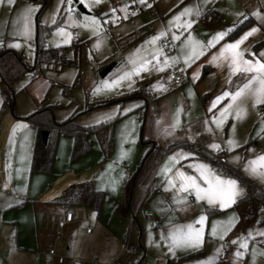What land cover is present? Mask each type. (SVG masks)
I'll return each instance as SVG.
<instances>
[{
    "label": "rangeland",
    "instance_id": "obj_1",
    "mask_svg": "<svg viewBox=\"0 0 264 264\" xmlns=\"http://www.w3.org/2000/svg\"><path fill=\"white\" fill-rule=\"evenodd\" d=\"M218 1V4L223 3V0ZM257 1L264 9V0ZM40 2V0L0 2V47L11 48L28 63H32L35 56V37L38 32L39 43L47 41L53 49L58 46L67 47L65 57L73 60L74 63L64 64L60 69H55L57 66L51 65L50 68L44 61H39L37 67L41 71V76L30 79V75L26 74L12 86L15 109L19 115L33 110L35 106L28 93L30 85L35 80L47 84V79H50L52 81L49 83L46 98L54 105L55 119L61 121L76 116V122L83 126L112 120V149L107 156H104L97 140L91 136L92 149L76 159H71L72 139L70 136L59 134L54 146L50 171L31 172L30 160L36 131L21 116L15 118L10 110L5 108L1 98L0 264H60L55 257L48 256L49 248H54L58 254L66 255V261L61 264H72V255L77 252L75 241L81 240L82 249L86 245L85 239L89 240L84 235L87 226L93 230L91 239L98 238L92 245L99 247L102 243L105 244L102 242L105 237L104 241L110 244L113 237L109 233L103 236L109 226L96 219L95 213L89 208L84 209L83 219L76 224V233L69 235L70 237H61L57 241L58 237L55 233L58 212L62 209V204L59 205L60 203L55 200L72 183L91 182L95 188L104 189L111 195V199L107 197L108 195L104 199V202H109L110 205L105 211L104 207L101 209L102 216L106 218L103 221H110L111 218L110 222L113 224L123 220L117 211H112L111 204L119 203L124 198L123 184L129 177H136L134 172L145 152V146L140 140L143 131L141 132L138 111L139 107L143 108V101L131 98L116 99L117 102L103 106L98 104L128 94L135 89L142 90L141 84L145 85L143 83L145 80H150L152 92L163 94L157 90L155 83L153 86L151 80L159 75L163 68L161 62L168 56L165 55L160 40L167 39L175 46L176 52L179 37H182L185 25L190 23L187 16L193 17L197 8L195 0H157L156 2L132 0L131 3L127 0H99V2L46 0L42 7ZM154 3L156 9L152 8ZM79 4L84 11L78 9ZM132 4H144L145 7L141 8V11H136L131 7ZM185 9L189 11L185 12ZM233 14L230 12L226 16L232 19ZM199 21L200 15L192 19L190 26ZM220 21L227 23L226 18ZM141 24H147L152 30V35L137 42L134 38L135 35L140 37V32L137 30ZM74 38H77V42ZM185 40L193 44L200 43L193 34ZM74 42L77 44V51L72 50L71 45ZM145 61H147L144 65L146 71H141L138 75L133 74L131 79L121 80L111 88L104 86L105 82L111 84L123 73L129 72L134 66L144 64ZM109 64L114 66L107 74L100 76L99 72ZM157 81L160 82L158 77ZM97 88L100 91H94ZM154 164L151 158L144 164L143 170L137 173V199L134 200V208L146 191ZM19 205L26 206L24 210L10 212ZM238 207L231 212L225 211L206 216L209 224L204 222L203 232L206 231L209 237L199 242L197 247L189 246L194 251L202 250V255L182 260L180 264H264V221L258 220V210H256L255 217L241 219L234 226L238 220V211L244 214L250 213L245 205ZM71 209L76 214L77 208L71 207ZM136 211L141 229L148 231L140 233L138 224L133 222L129 244H134L140 250L138 241L140 236V241L146 244L147 248L145 260L150 259L148 256H151L152 251L158 253L157 257L166 255L172 259L177 258L181 253L177 250L178 247L169 251L170 234L164 235L151 221L149 222L145 206ZM127 217L131 219L132 215L128 214ZM182 227V232L187 230L185 225ZM99 231L101 233L98 237ZM213 236H218L217 243L209 241ZM208 242H211L210 249L207 247ZM66 245L69 246L68 249ZM92 245L89 252L83 250L78 256L85 264L90 257H93L89 256V253L98 251ZM219 249L223 250L224 258L226 257L222 261L218 260L219 256L217 258ZM68 256L72 258H67ZM126 258L124 254L116 264L125 261ZM138 260H140L139 255L131 259L129 264H137ZM149 262L145 261L144 264H155Z\"/></svg>",
    "mask_w": 264,
    "mask_h": 264
},
{
    "label": "crops",
    "instance_id": "obj_2",
    "mask_svg": "<svg viewBox=\"0 0 264 264\" xmlns=\"http://www.w3.org/2000/svg\"><path fill=\"white\" fill-rule=\"evenodd\" d=\"M127 1L131 3L129 0ZM156 1L157 0H155V2ZM218 2V0H195L197 7L196 12L193 17L192 15L187 16L189 22L191 23L192 19L198 16L197 12H199L200 17L205 14L206 20L204 22H195L191 26L185 27L183 29L182 37H179L178 50L176 52L174 50V52L169 54L167 58H163V61L161 62V67L166 65V59L168 61L167 65L175 62L182 64L186 71L187 81L180 85L170 86L160 70L159 75L157 76L160 82L157 81V77L151 79L153 86L156 84L157 86L155 85V87L157 90L163 92V94L159 95L151 91L150 80H145L143 82L147 85L151 95L155 97V105L153 106L149 104L146 106L142 128L144 136L141 135V137L154 141V143L160 148V151L150 154L149 159L147 160L149 161L153 158L155 164L153 166L152 176L145 188L146 194L144 193L142 195L134 208V200L137 199L136 188L138 174L143 170V165L137 176L132 179L135 181L130 199L127 200L126 198L125 183L128 180L127 179L123 184L124 198H122L119 203L113 202L111 204L112 211H117L125 221L121 220L122 223L116 222L111 224V218H109L110 221H103V219L105 220L106 218L102 216L101 213L103 207L105 211L110 205L109 202H104L105 196L108 195L107 197L111 199V195L104 189H100L105 192V196L101 202L100 216L95 217L103 224L107 223V226H109L107 232H104L103 236L106 235V233H109L113 238H111L110 244L104 241L105 237L102 241L105 242V244L102 243L99 247L97 245L94 246L92 243L98 238L91 239L93 230L87 233L85 231L88 227L87 226L84 230V235L89 238V240L87 241L85 239L86 245L82 249L81 240H76L75 245H77V252L73 253L74 255H72V257L78 258L83 250L89 252L90 245H92V247L98 251H91L92 253H89V256L93 257H90V260L88 259L87 264H92L93 259L95 258H98L96 260L104 264H116L124 254H126L127 258L119 264H129L131 259H135L138 255L140 256V260L137 261V264H144L145 261H150L149 263L155 264H173V262L179 258L180 260L178 261V264H180L182 260L202 255V250L194 251V249H191L190 247H197L199 242L206 240V238L209 237V234H206V231L203 232L204 222L209 224V219L206 218L209 214H220L225 211L231 212L233 209L239 208L238 206L245 205L250 213L244 214L242 211H238V220L234 226H236L241 219L255 217L256 210H258V220L260 222L264 221V218H260V207L257 203L250 204L245 202L234 205L235 202L245 194L242 183L234 175L216 171L213 164L210 162L212 154H219L220 151L225 150L223 153V165L233 171L236 175L249 181L264 195V177L252 173L249 166V161L264 154V115L261 118H258V111L260 109L264 111V97H260V102L254 105L253 102L255 97L253 95V90L259 87L256 81L250 86L251 90H245V92L235 101L232 100L231 95L223 96L225 92L235 93L241 86L247 83L248 80H251L253 75H258L256 73L233 71L234 66H231V52L225 49V45L239 41L236 51L242 53L244 60L251 61L253 64L257 61L264 63V9L262 8V4L257 0H223L222 4H218ZM138 6L139 4L131 5L136 11H141ZM152 8L156 9L155 3ZM240 8L242 10H240ZM230 12L234 13L232 19H229L226 16ZM246 17L252 18L253 23L235 38L225 39V35L231 29L233 24L240 22ZM222 18H226L227 23H222L220 21ZM253 29H255V31H252ZM137 31L140 32V37L135 35L134 38L137 42L152 35V30L147 24H141ZM217 33H224V35L221 36L220 39H215ZM190 34L195 35L200 43L193 44L190 41L188 42V40H185ZM242 37L243 39H241ZM36 38L39 39L38 32L36 33L35 43ZM210 41L211 43H209ZM45 42L47 41L40 43V46L51 48L50 45L48 47L44 46ZM258 42L262 43L256 47L255 44ZM193 47L195 48V51H193ZM0 48L10 50L14 54L19 55L28 65L35 63V56L33 62L28 63L13 49L4 46ZM222 49L225 50L222 52ZM34 51L36 53V46H34ZM37 64L38 61L36 62V66ZM46 65L52 68V64ZM241 67H243V65H241ZM55 69H59V67ZM204 69H207V71L205 75L202 76L201 74ZM26 74L30 75V79H35L41 76V71L37 67L36 76L32 72L24 73L21 77L11 83L10 87L0 82V100L2 98V103L8 110H10V107L8 106L5 97H9L8 99L13 98V84H16L18 80ZM51 81L52 80L47 79V84L41 82L38 83V80L32 82L28 93L35 106L34 109L26 114L19 115L15 109L14 103V110L17 116L13 115L10 110L11 114L15 116V118H19V116L24 118L26 115L33 112L37 107L39 99L44 94H47L49 82ZM220 96H223V99L212 107L215 98ZM240 109L244 112L243 117H237L234 119V117L237 116V111ZM193 124H197L202 131L209 134L210 141L205 147L198 145L196 135L190 130V126ZM32 127L34 128L33 125ZM230 139L234 141L235 146L228 143ZM213 144L218 145L219 147L216 149L210 147V145ZM143 145L145 146L146 152L148 145ZM169 145L172 147L168 148ZM145 152L143 153L142 160L138 167L144 160ZM200 164L207 165L215 175L220 176L224 180L236 181L235 187L237 189V194L232 198L231 202L225 198L226 206L221 207L219 200L212 204H209L207 199L197 200L194 190L180 189V181L176 178L177 169L188 175L198 176L195 169L196 166ZM165 169L168 171L166 172ZM258 170L264 171V169ZM169 176L173 178L175 186L169 184ZM198 183H200L202 187H207V185H204L203 181H198ZM91 184L93 185V183ZM126 204L130 206L129 210H127ZM25 206L26 205L15 206L10 212L14 213V211L24 210ZM61 206L62 209L58 212V219L63 216L65 211L69 210L74 213L71 208H66L63 205ZM117 206L122 208V210L120 211ZM144 206L147 210L145 212L147 213L149 222L151 221L154 227L164 233V235L168 236L170 233L175 232L177 228L182 229L183 225H185V227L191 225L193 229H196L201 233L199 242L193 243L192 245H185L188 247H178L177 250L181 253L177 258L172 259V257H166V255L157 257L158 253L152 251L151 256H148L150 259L148 258L149 260H145L147 259V248L146 244H143L140 241V236H138L140 250L138 249L139 247H136L134 244H129L130 230L134 226L133 222L138 224L140 233L148 231V229H141V226L137 221L138 212L136 210L141 209ZM74 207L77 208V215L74 213V219L62 229H59L57 226V232L55 233L58 237L57 241L59 238L61 239V237L72 236L76 233V224L83 219L84 209L86 207ZM128 214L132 215L131 219H128ZM201 217H203L202 220L200 219ZM156 222L159 223V227L155 225ZM35 232L36 240L38 242L37 226L35 227ZM100 233V231L97 233L98 237ZM209 241L217 243L219 241L218 236H213ZM211 242L207 243L209 249L212 247ZM124 247H126L125 250ZM68 248L69 246L66 245V249ZM128 249H131L132 253H129L127 251ZM222 251V249H219L217 258ZM47 254L50 257H54L48 252ZM61 254L64 257L66 256L64 253H60L59 255ZM188 254H193V256L186 257ZM152 256L157 259H154ZM72 257L68 256L67 258ZM218 260L222 261L220 258H218ZM48 263H50V261H48ZM83 264L85 263L83 262Z\"/></svg>",
    "mask_w": 264,
    "mask_h": 264
},
{
    "label": "trees",
    "instance_id": "obj_3",
    "mask_svg": "<svg viewBox=\"0 0 264 264\" xmlns=\"http://www.w3.org/2000/svg\"><path fill=\"white\" fill-rule=\"evenodd\" d=\"M41 7L45 4L46 0H40ZM253 23L252 18L246 17L233 24L231 29L225 35V39H233L239 35L244 29ZM39 39L36 38V53H35V63L27 64L19 55L14 54L10 50H5L0 48V82L4 83L10 87L16 79L21 77L24 73L32 72L35 76L37 74L36 62L44 61L46 64H52L53 67L57 66L59 69L64 64L74 63L73 60L65 57V52L67 47L59 46L56 49L44 48L40 46L38 42ZM262 42L255 44L258 47ZM72 50L77 51V44L74 42L72 45ZM56 68V67H55ZM207 69H204L202 76L205 75ZM50 83V82H49ZM142 90H133L130 93L118 96L117 98H112L109 101L99 102V106L108 105L111 102H115L116 99L128 100L131 98H139L143 100L142 109L139 107V116L141 119V127L143 128L144 115L146 111V106L151 104L155 105V97L151 95L148 90L147 85L141 84ZM44 94L38 101L36 109L30 114L26 115L24 118L35 128V140L32 147L31 160H30V171L31 172H48L50 171L53 155L54 146L56 143L57 136L59 134L70 136L72 139V150L71 159H76L81 155L89 152L92 149L91 136L95 138L98 142L99 148L101 149L104 156H107L112 149V120L100 122L94 125H80L76 122V116L69 117L65 120L58 121L53 115V104L49 102ZM8 106L13 115L17 116L14 110L13 98L8 99L5 97ZM117 102V101H116ZM47 131V139L43 141L41 138V132ZM142 132V129H141ZM143 144L148 145V149L144 154V160L142 164L133 173L137 176V173L141 170V167L149 159L150 154L160 151L159 146L152 140L140 139ZM172 147L171 145L168 146ZM210 162L213 164L214 168L218 172L228 173L237 177V179L242 183L245 194L243 197L238 199L234 205L240 203L248 202L250 204L257 203L260 207V218H264V195L257 190L249 181L236 175L229 168L225 167L223 163L217 162L212 157H210ZM134 178H129L125 183L126 198L130 199L133 191ZM105 192L100 189L93 187L91 183H76L71 184L67 189L63 190L58 198L55 200L62 204L66 208H71L74 206H82L91 209L96 217L100 216V207ZM252 206V205H251ZM118 207V206H117ZM119 208V207H118ZM127 210L130 206L126 204ZM121 211L122 208H119ZM193 254H188L186 257H191ZM177 259L173 264H178Z\"/></svg>",
    "mask_w": 264,
    "mask_h": 264
},
{
    "label": "snow or ice",
    "instance_id": "obj_4",
    "mask_svg": "<svg viewBox=\"0 0 264 264\" xmlns=\"http://www.w3.org/2000/svg\"><path fill=\"white\" fill-rule=\"evenodd\" d=\"M0 2H2V0H0ZM8 2L11 3V0H8ZM97 2H99V0H97ZM188 11H189L188 9H185V12ZM197 15H199V12H197ZM185 26L189 27L190 23L186 24ZM25 28L27 30V26H25ZM252 31H255V29H253ZM223 35L224 33H217L215 39H220L221 36ZM173 38L175 39L176 37ZM241 39H243V37ZM209 43H211V41ZM238 44L239 41H237L236 43L225 45V49L231 52V66H234L233 71L256 73L258 75H253L252 79L248 80L247 83L241 86L235 93L225 92L223 96L231 95L232 100L235 101L245 92V90H251L250 86L253 84L254 81H256L259 87L253 90V95L255 97L253 103L255 105L256 103L260 102V97H264V63H260L259 61H257L255 64H253L251 61L244 60L242 53L236 51ZM225 49H222V52ZM193 51H195L194 47H193ZM146 63L147 61H145L144 64L138 67L134 66L129 72H125L121 76H119L117 80H113L111 84L105 82L104 86L106 88H111L112 86L117 85L121 80L131 79L133 74L138 75L141 71H146L147 69L144 66ZM167 63L168 61L166 59L165 64L167 65ZM241 65H243V67H241ZM94 91L98 92L100 91V89L97 88ZM223 96L215 98L212 107H214L216 103H218L221 99H223ZM243 115L244 112L242 109H240L237 111V116L234 117V119L237 117L242 118ZM228 143L230 145L235 146L234 141H232L231 139L228 141ZM210 147L216 149L219 146L213 144L210 145ZM249 166L251 168L252 173L264 177V171L258 170V169H264V154L259 155L253 160L249 161ZM195 170L198 173V176L188 175L185 172H182L179 169H177L176 178L180 181L181 190L192 189L195 191L197 200L207 199L209 204H212L217 200H219L221 207H224L226 206L225 198H227V200L231 202L232 198L237 194V189L235 187L236 181L224 180L220 176L215 175V173L211 169H209L207 165L204 164L197 165ZM165 171L167 172L168 170L165 169ZM168 180L170 185L175 186L174 180L171 176L168 177ZM198 181H203L204 185H207V187H202L200 183H198ZM200 219L202 220L203 217H201ZM186 227H187L186 231L182 232L181 229L177 228L175 232L170 233L171 243L169 246V251H173V249L176 247H181L187 244H193L199 242L201 233L198 230L193 229L191 225H188ZM241 246L245 247L246 245H241ZM237 255H241V254L237 253Z\"/></svg>",
    "mask_w": 264,
    "mask_h": 264
},
{
    "label": "built area",
    "instance_id": "obj_5",
    "mask_svg": "<svg viewBox=\"0 0 264 264\" xmlns=\"http://www.w3.org/2000/svg\"><path fill=\"white\" fill-rule=\"evenodd\" d=\"M132 1V0H129ZM137 7V6H135ZM145 7L144 4H140L138 6V8H143ZM206 20V15H202L200 17V21L204 22ZM109 38V37H108ZM74 41H77V38H74ZM160 43L163 45L164 47V53L166 55L171 54L172 52H174L175 46L171 43L168 42V40H160ZM44 46L48 47L49 44L48 42L44 43ZM161 74L166 77L167 82L170 86H176V85H180L184 82L187 81V75H186V71L184 69V67L182 66V64H180L179 62H175L169 65H165L163 66V68L161 69ZM264 115V111L262 109H260L258 111V118H261ZM190 130L196 135L197 140H198V145L201 147H205L209 141H210V137L209 134L202 131L200 129V127L197 124H193L192 126H190ZM225 150L220 151L219 154L214 153L212 154V158L214 160H216L217 162H224L223 160V153ZM74 219V213L72 211H65L63 216L57 220V226L59 229H62L65 227L66 224L70 223L72 220ZM155 225L157 227H159V223H155ZM87 233H89L91 231V229L89 227L86 228L85 230ZM61 235V233H60ZM126 249V247H124V250ZM129 253H132L131 249L127 250ZM48 253L52 256H54L57 260L58 263H63L65 261V257L63 255H59L56 254L55 250L49 249ZM225 254L224 252L220 253L219 258L222 260L224 258ZM72 263L73 264H83V262L77 258V257H73L72 258ZM92 264H104L101 262H98L96 259L93 260Z\"/></svg>",
    "mask_w": 264,
    "mask_h": 264
},
{
    "label": "water",
    "instance_id": "obj_6",
    "mask_svg": "<svg viewBox=\"0 0 264 264\" xmlns=\"http://www.w3.org/2000/svg\"><path fill=\"white\" fill-rule=\"evenodd\" d=\"M78 9L81 10V11H84L82 5H80V4L78 5ZM113 66H114L113 64H109V65H107L106 67H104V68L99 72L100 76H104L105 74H107V72H108ZM47 134H48L47 131H42V132H41V138H42L43 141H46V139H47Z\"/></svg>",
    "mask_w": 264,
    "mask_h": 264
}]
</instances>
